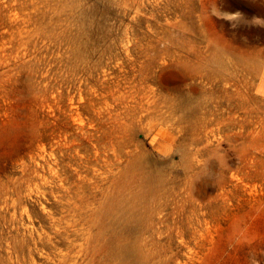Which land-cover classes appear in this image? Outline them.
I'll return each mask as SVG.
<instances>
[{"label":"rangeland","instance_id":"1","mask_svg":"<svg viewBox=\"0 0 264 264\" xmlns=\"http://www.w3.org/2000/svg\"><path fill=\"white\" fill-rule=\"evenodd\" d=\"M0 264H264V0H0Z\"/></svg>","mask_w":264,"mask_h":264},{"label":"bare ground","instance_id":"2","mask_svg":"<svg viewBox=\"0 0 264 264\" xmlns=\"http://www.w3.org/2000/svg\"><path fill=\"white\" fill-rule=\"evenodd\" d=\"M249 61V60H248ZM235 66V65H234ZM234 72V71H233ZM142 232V231H141Z\"/></svg>","mask_w":264,"mask_h":264}]
</instances>
